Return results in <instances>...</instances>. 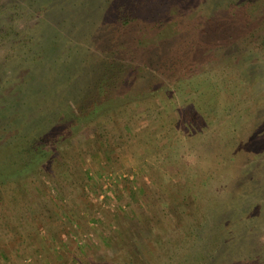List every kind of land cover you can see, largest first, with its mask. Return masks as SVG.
I'll return each mask as SVG.
<instances>
[{
  "label": "rangeland",
  "instance_id": "1",
  "mask_svg": "<svg viewBox=\"0 0 264 264\" xmlns=\"http://www.w3.org/2000/svg\"><path fill=\"white\" fill-rule=\"evenodd\" d=\"M10 1L27 3L0 31L22 36L44 9L31 4L58 9L33 29L38 79L19 82L20 57L0 46V106L27 115L0 111V264H264V0H156L158 15L141 4L128 20L120 0ZM107 56L130 67L123 95L84 117ZM162 59L219 68L182 82L143 71Z\"/></svg>",
  "mask_w": 264,
  "mask_h": 264
},
{
  "label": "trees",
  "instance_id": "2",
  "mask_svg": "<svg viewBox=\"0 0 264 264\" xmlns=\"http://www.w3.org/2000/svg\"><path fill=\"white\" fill-rule=\"evenodd\" d=\"M120 1H119L120 3L118 2L117 7H116V9H118L117 18L120 17V18H123L126 20H128V16L131 14L136 15V16H137V14H139V15L141 14L139 11V8H138V5H141V4H142V6L146 7L147 9H148V7H152L156 15H158L157 11L160 9L159 4L156 3V0H153L151 3H149L148 0H135L136 2L133 0L135 2L134 3L135 6L129 5V8L126 5H123V2L124 3H127V2H125L124 0H120ZM10 3L12 5V7H10V6L7 7ZM25 3H27V2H22L21 4L16 5V4H13L10 0H0V5H2V7H0V21L7 17L10 9H12V8H13V10H17V11L21 10V12H22V10L24 8L22 5ZM31 5H32V9L36 10V11H40L41 9L44 8L43 11L41 10L42 13L40 16V21H43L44 19H46L45 22L42 24H47L46 22H48L47 18L49 16L47 14V11L53 9L54 7L51 6L52 7L51 8L50 5L41 6V4H39V3L35 4V5L34 4H31ZM56 9H58V8H56ZM56 9H53V10H56ZM147 9H143V10L146 11ZM159 15H160V12H159ZM40 21L37 25L33 26V29H34V27H37L40 24ZM119 21H122V19ZM212 24H213L212 29L214 31H216L217 27L223 26L222 24H219L216 22H214ZM116 27H117V24L113 23V28H112V29H114V34L112 33L113 35H116L117 32H120V29H117ZM33 29L31 28L29 32L26 31L27 34H25L23 36H22V34L25 32H21V31H24V30L15 31L16 29L13 25H11V27L8 30L2 29L0 31V46L2 47V49L6 50V52H4V50H2V52L7 53L5 56L4 62H7V61L12 62L11 60L15 59V57H17V58L20 57L19 62L21 63L22 68L24 67V69H25V73L19 82H24L26 78L32 79V78H34V76L37 78V74L41 73V72L40 73H37V72L42 71L41 69L44 68L45 64L47 63L46 62V63L41 64L40 69H38L36 66L32 65L34 62L43 60L46 57V54L41 52L40 49H37V50L34 49V46H36L38 44H39V47L42 48V46L40 45V43H42V42L39 40V38H41L44 34H40L39 38L36 37V40L31 45L32 36L35 35V33L33 32ZM223 31H221V35H218L216 37H218L220 39L223 38L224 37L223 33H225ZM213 34L216 35L217 33L214 32ZM1 39H2V41H1ZM258 39L262 40L260 42L261 44L259 45V48L264 49V47H263L264 46V37L260 36ZM116 41H117V39H116ZM55 44L60 45L59 40ZM92 44L93 43H90V46H88V48L92 47ZM192 46L195 47L196 45H192ZM16 51H18L17 55H15ZM194 51H195V48H193V52L191 53V55L194 54ZM0 53H1V51H0ZM175 55L178 56V53H175ZM46 58H48V57H46ZM175 59H177V58L174 57V60ZM171 60L172 59H162L161 60L162 64H160L161 66L157 65V67L155 69H153L152 67H145L143 71H147V72L152 73V74L155 73L156 78H157V76L163 77V76H165L164 74H166V73H170V74L172 73L174 75V78L176 76V78L180 82L194 79L195 77H197L199 75V73L196 72L195 70H192L191 72L188 73L187 71H188L189 66H185L184 68H182L180 65V60L175 62V63L170 62ZM24 62H26L29 65H27V66L23 65L22 63H24ZM83 62L86 63L85 58L83 59ZM182 62H185V61L182 60ZM168 64H170V67L168 66ZM98 65H99V68H101V67L105 68L102 73H104L105 70L108 69L104 74L99 72L100 77L98 78V84L95 85V88H96L95 91L97 94V95L96 94L95 95L100 97V100L93 99V100L89 101L87 104L81 103V104L75 106L76 108L77 107L80 108L84 117H87L89 114L92 115V113L97 111V110L101 111V109L102 110L106 109L107 108L106 106H108L107 104H109L110 100H112V97L115 96V93L117 95L123 93V91L120 92L119 89L123 88L122 84H124V80H125L124 78L125 77L127 78L126 74L128 73L129 68H130L129 65L124 62V60H122V59L120 60L119 58H114L113 56H107L101 62H99ZM60 67H61V65H60ZM218 68L217 67H214L213 69L206 68V69H204L205 71L203 70V72L200 73V75H203L204 73H213L214 74V73L218 72ZM223 69H224V67H223ZM57 70H60V68H58ZM109 70H112V71L108 73ZM225 75H226V73H225ZM16 78H14V79H16ZM134 80L136 81V79H134ZM162 80H164V79H162ZM135 84H137V83L135 82ZM253 91L254 90H252V85H246V90L243 92V94H240V95L237 94L236 96H239L241 98H243V96H245V95L251 96V94H252L251 92H253ZM5 93H6V95L9 94L8 91H6ZM124 95H127V94L124 93ZM101 99H102V101H101ZM6 102H8V100L3 101V104H1V106H0V111H1L2 115L4 116L5 120H13V122H15V120H17L19 118H22V119L27 118V115H23V114L18 113V112H16L15 114L13 113L12 115H18L19 117L8 115L10 112H12L13 110H17V109H15L13 106H8V103H6ZM54 114H56V113H54ZM41 123H43V122L40 120V123H38V124H41ZM61 127H62L61 125H58V126L55 125L51 128L53 129V132H56V131H59V129ZM16 128L15 129L17 132H23L24 131L23 129H25L26 127L23 128V126H21V128H20V126H18ZM27 128L34 129L35 127H33V125L28 122ZM22 139L23 140H22V142L20 141V143H22L23 148L21 147L22 150L19 151L20 152L19 156L22 160H25L26 158H28V160L27 159L26 160L29 162L31 159V150H29L26 145H29V144L31 145V142L28 140V138H22ZM24 139H27V140H24ZM259 197H260V201H262L264 199V198H261V196H259ZM259 227L264 229V225H262V226L260 225ZM260 228H259V230L257 228V231H261L262 229H260ZM257 236H258V234H257ZM259 242H260V238H259ZM262 247L264 248V246H262ZM256 263L260 264L258 262H256Z\"/></svg>",
  "mask_w": 264,
  "mask_h": 264
}]
</instances>
